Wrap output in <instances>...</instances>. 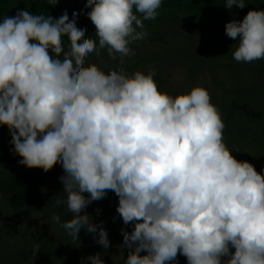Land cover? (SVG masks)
I'll list each match as a JSON object with an SVG mask.
<instances>
[{
    "label": "clouds",
    "instance_id": "9594fccd",
    "mask_svg": "<svg viewBox=\"0 0 264 264\" xmlns=\"http://www.w3.org/2000/svg\"><path fill=\"white\" fill-rule=\"evenodd\" d=\"M161 5L86 0L95 38H85L75 11L72 19L66 10L59 18L27 9L5 16L0 125L9 129L19 164L44 172L62 167L57 205L73 214L61 225L72 243L83 228L109 247L107 231L84 210L112 191L123 223L134 225L121 229L125 264H177L178 254L187 264H264V175L232 155L208 90L194 86L173 96L159 90L154 68L125 70L136 54L132 45L149 35L144 22L155 20ZM225 34L237 41L236 62L264 59V10L227 22ZM105 49L115 68L86 64L89 54ZM52 220L61 222L56 213ZM38 251L35 245L33 255ZM87 260L104 264L101 253Z\"/></svg>",
    "mask_w": 264,
    "mask_h": 264
},
{
    "label": "rangeland",
    "instance_id": "374dc122",
    "mask_svg": "<svg viewBox=\"0 0 264 264\" xmlns=\"http://www.w3.org/2000/svg\"><path fill=\"white\" fill-rule=\"evenodd\" d=\"M164 1L165 8L159 10L158 17L144 22L149 35L132 45L136 54L127 59L125 70L129 74L137 70L147 73L154 68L159 90L173 96L194 86L206 88L220 111L224 140L232 155L248 161L264 175V59L236 62L231 53L237 41L225 34L226 23L242 21L247 11L225 6L214 18L200 22L192 17L185 2ZM87 63H95L105 72L117 66L106 49L100 56L89 54ZM10 141L8 127L0 125V158L14 152ZM18 167L0 163V180L18 172ZM23 172L43 181L55 207L19 212L9 206L7 197L0 196V264H91L87 257L97 253H101L104 264H125L129 249L121 247V229L131 232L134 225L123 223L116 211L118 197L114 192L108 191L105 198L84 210L92 223L102 224L107 231L109 247L97 244L96 237L83 228L79 243L74 244L61 226L73 214L66 205H57L64 195L59 179L64 175L62 167L54 165L48 172L26 167ZM53 213L60 216V223L52 220ZM35 245L39 251L33 255ZM177 264H187L186 257L178 254Z\"/></svg>",
    "mask_w": 264,
    "mask_h": 264
},
{
    "label": "trees",
    "instance_id": "16d2710c",
    "mask_svg": "<svg viewBox=\"0 0 264 264\" xmlns=\"http://www.w3.org/2000/svg\"><path fill=\"white\" fill-rule=\"evenodd\" d=\"M180 4L185 2L187 10L192 17L200 22H205L214 18L225 6V0H177ZM247 4L241 10H264V0H247ZM86 0H59L56 6L47 3V0H0V22L5 16H15L18 11L27 9L33 14L51 15L59 18L66 10L69 19L72 13H79L77 27L86 28L85 38H93L95 29L92 22L87 18V13L91 10L86 8ZM165 8V1L162 0L161 9ZM67 40V37H65ZM22 158L15 152L6 153L0 158V163L11 167L18 165V172L0 180V196L8 199L9 206L19 212L30 211L32 209H46L55 207L51 201L49 191L43 181L34 175L23 172L26 167L18 162Z\"/></svg>",
    "mask_w": 264,
    "mask_h": 264
}]
</instances>
